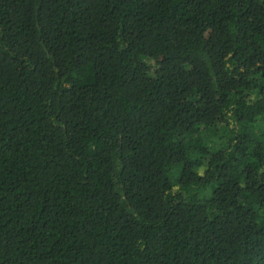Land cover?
<instances>
[{"label": "trees", "instance_id": "16d2710c", "mask_svg": "<svg viewBox=\"0 0 264 264\" xmlns=\"http://www.w3.org/2000/svg\"><path fill=\"white\" fill-rule=\"evenodd\" d=\"M0 264H264V0H0Z\"/></svg>", "mask_w": 264, "mask_h": 264}]
</instances>
